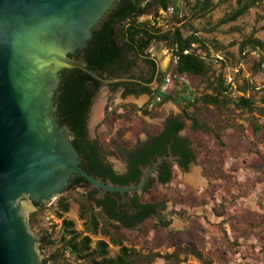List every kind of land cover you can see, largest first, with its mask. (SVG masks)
<instances>
[{
  "label": "rangeland",
  "instance_id": "obj_1",
  "mask_svg": "<svg viewBox=\"0 0 264 264\" xmlns=\"http://www.w3.org/2000/svg\"><path fill=\"white\" fill-rule=\"evenodd\" d=\"M175 1L177 17L186 18L180 25L190 23L203 40L202 45L193 46L211 67L207 78L176 76L173 71L176 64L173 52L162 42L152 43L146 54L156 64V72L142 58L130 56L135 63L130 72L117 77H103L109 82H101L92 99L86 122L88 138L97 139L107 149L113 148L115 140L132 146L147 139L145 130L156 132L170 117H181L184 121L181 135L188 133L192 121L186 118L175 102L167 100L158 108L150 106L151 115H147L142 109L149 103L151 94L124 96L122 88L112 91V84L141 79L144 82L143 79H150L152 82L148 87L154 92L159 87L160 80L165 77V82L161 84L163 93L172 95L183 91L186 86V92L192 97H201L211 94V86L215 85L219 77H223L228 86L225 96L231 102L220 108H205L200 104L201 110L198 112L199 118L206 121L215 133H219L222 144L213 136L196 134L190 137L204 144L201 148V159L205 155L204 164L219 167L227 178H206L198 163H190L186 169L173 165L172 181L165 186H159L145 194L134 192L120 195L125 198L137 195L142 200L155 202L165 197L168 199L165 209L151 217L160 227L168 225L165 229L162 228L164 239L160 247L153 246V231L146 234L131 231L128 235L135 243L134 249L144 254L152 252L164 255L178 248L196 247L205 258L211 259L212 264H264V1L232 22L223 21L239 5V1L243 0H210L211 9L197 16L193 12L197 0ZM174 11L169 9L164 12L158 7H152L150 12L138 18V22L169 29L174 23ZM249 39L260 41L262 45L248 43ZM115 79L122 80L114 81ZM239 98L251 99L252 109L238 107L236 103ZM110 113L123 116L110 115L112 121L103 123ZM124 160L123 156L111 155L106 156L105 161L111 164L116 173L121 174L125 171ZM156 163L157 161L147 167L145 172L148 173ZM160 163L151 175H156ZM193 173H196V182L189 178ZM93 188L77 190L89 194ZM103 195L100 193L96 199ZM188 196L194 200H187ZM58 198L41 204L46 209L39 213V225L31 230L29 217L37 208L27 197V201L35 209L28 212L27 221L31 233L39 240L37 254L43 263L44 258L54 250L50 248L44 254L40 252L39 244L41 237L45 236L44 231L54 232L55 237L62 234V220L57 219L53 213ZM92 205L94 206L93 202ZM63 217L74 222L78 233L91 236L92 245L99 240L109 243L107 237L87 232L85 220L79 217L78 204L73 201H69V210ZM236 218L263 225L248 237H240L234 224ZM235 242L237 245H233ZM124 245L128 246L126 242ZM108 252L109 256H114L118 247L109 244ZM58 256L57 263L50 261L48 264H86L67 253L61 252ZM181 258L184 259L182 264H202L191 254H183ZM153 264L166 263L158 258Z\"/></svg>",
  "mask_w": 264,
  "mask_h": 264
},
{
  "label": "trees",
  "instance_id": "obj_2",
  "mask_svg": "<svg viewBox=\"0 0 264 264\" xmlns=\"http://www.w3.org/2000/svg\"><path fill=\"white\" fill-rule=\"evenodd\" d=\"M264 0H243L239 5L227 15L223 22H232L245 14L253 6H257ZM152 7H158L166 12L169 9L175 10L173 13L174 23L169 29L156 28L147 22H138V18L150 12ZM212 3L210 0H197L194 4L193 12L195 16L210 10ZM177 7L175 0H121L104 17L102 22L93 32V39L88 44V48L75 56L80 64L87 67L100 77L108 75L117 77L120 74L130 72L134 66V60L130 56L140 57L145 63L154 66V63L147 58L146 50L155 42H162L173 52L175 58L174 74L179 76L199 77L206 79L211 67L197 53L195 44L202 45L203 40L196 34L190 23H183L185 16L177 17ZM191 29V30H189ZM248 43L261 46L257 40L249 39ZM60 81L59 94L54 99L58 107V118L61 125H66L71 133V142L81 156V168L89 175L103 182L111 181L115 185L127 186L138 185L142 176V168L155 162L160 157L173 156L176 161H162L158 173L151 179L144 188L143 194L159 186H165L172 180V166L186 169L190 163H198L202 167V174L206 178L213 180L227 177L223 175L219 167L206 166L204 164L201 148L204 147L200 141L192 140L191 136L196 134L213 136L222 144L219 133L198 116L201 110L200 104L208 108L225 107L231 101L226 98L225 92L228 86L223 77L216 80L211 86V94L201 97H192L184 90L174 92L172 95L161 91V84L165 82V77L160 80L159 87L151 92L148 87L138 88L130 82L115 83L111 85L112 91L122 88L125 95L151 94L149 103L142 109L145 114L151 115L150 106L160 107L165 101H173L184 112L186 118L190 119L191 126L186 135H181L184 124L181 117H170L156 132L150 133L145 130L147 139L143 142L129 146L127 143L115 140L113 148L107 149L101 142L96 140H86V122L89 117L92 99L99 89L101 82L80 69L64 70ZM148 84L152 80H144ZM157 100V101H156ZM236 105L246 110H251L253 101L251 99L239 98ZM123 116L110 113L103 123H110L109 117ZM125 157L126 172L116 173L111 164L106 162V156ZM92 185L81 176L74 175L70 179L60 198L56 200L53 213L57 219L62 220V234L55 237L54 232H45L41 237L39 250L44 251L54 248L47 257L44 264L50 261L58 262V253L68 254L74 259L84 261L86 264H153L158 258H162L166 264H182L184 259L181 255L191 254L198 258L202 264H212L211 259L205 258L196 248H178L171 253L159 255L149 252L141 253L134 249L135 243L131 240L129 232H140L146 234L155 232L154 248L161 246L163 237V227L155 224L151 217L158 211L165 209L167 197L160 201H145L141 196H135L129 202L121 203L122 197L118 193L107 192L103 198L96 199L99 190L93 188L89 194L79 192L77 189H88ZM187 200H194L187 197ZM78 204L79 217L85 220L86 230L92 235H102L108 238L109 243L99 240L92 245L91 236L82 235L75 230L73 221L63 217L69 210V201ZM94 203V206L92 205ZM37 210L30 214V228L33 230L39 225V213L46 207L34 204ZM240 237H248L254 233L262 224H255L254 221L241 220L236 218L235 223ZM168 233L167 231H165ZM261 232V231H259ZM170 235V234H169ZM128 246H125L124 243ZM109 244L118 247V252L114 256H109ZM233 245H237L235 242Z\"/></svg>",
  "mask_w": 264,
  "mask_h": 264
},
{
  "label": "water",
  "instance_id": "obj_3",
  "mask_svg": "<svg viewBox=\"0 0 264 264\" xmlns=\"http://www.w3.org/2000/svg\"><path fill=\"white\" fill-rule=\"evenodd\" d=\"M120 1L0 0V264H44L27 221L35 210L28 196L38 205L58 198L74 175L102 194L142 193L163 160L148 173L142 168L138 185L96 180L81 168L69 128L59 123L54 99L64 70L105 81L75 56Z\"/></svg>",
  "mask_w": 264,
  "mask_h": 264
},
{
  "label": "flooded vegetation",
  "instance_id": "obj_4",
  "mask_svg": "<svg viewBox=\"0 0 264 264\" xmlns=\"http://www.w3.org/2000/svg\"><path fill=\"white\" fill-rule=\"evenodd\" d=\"M153 62V61H152ZM154 63V62H153ZM150 66V65H149ZM150 68H151V70L152 71H157V66H156V64L154 63V66H150ZM142 80V79H141ZM141 80H136V81H130V83H132V84H135V86H137L138 88H141V87H148V85L150 84V83H148V84H146L145 82L146 81H144V80H150V79H143V81L144 82H141ZM149 88V87H148ZM123 90V89H122ZM123 92H124V90H123ZM86 132H87V129H86ZM85 139L86 140H90L89 138H88V135H86V137H85ZM160 158H162L163 160H165V158L166 157H160ZM160 158H158L157 160H159ZM156 160V161H157ZM162 160V161H163ZM155 161V162H156ZM155 162H151L149 165H147L146 167H144V168H147V167H150V166H152ZM168 162V161H167ZM161 164H162V162L160 163V165H159V167H158V169H157V173H158V171H159V169H160V166H161ZM126 164H125V171L123 172V173H125L126 172ZM123 173H121V174H123ZM119 174V173H118ZM101 193V191L99 190V193L97 194V195H99ZM96 195V196H97ZM106 195V193L102 196V197H100V198H103L104 196ZM136 196V195H135ZM121 197V196H120ZM134 197V195H130V196H127L126 198L125 197H122V199H121V203L123 204V203H126V202H129V200L130 199H132Z\"/></svg>",
  "mask_w": 264,
  "mask_h": 264
},
{
  "label": "bare ground",
  "instance_id": "obj_5",
  "mask_svg": "<svg viewBox=\"0 0 264 264\" xmlns=\"http://www.w3.org/2000/svg\"><path fill=\"white\" fill-rule=\"evenodd\" d=\"M195 174H196V173H193V174H191V175L189 176V178H190L191 180H193L194 182H196V180H195ZM189 178H188V179H189Z\"/></svg>",
  "mask_w": 264,
  "mask_h": 264
}]
</instances>
